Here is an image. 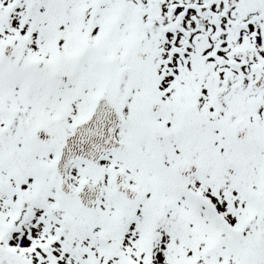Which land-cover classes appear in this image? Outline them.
I'll return each instance as SVG.
<instances>
[{
  "label": "snow or ice",
  "instance_id": "6c2138e0",
  "mask_svg": "<svg viewBox=\"0 0 264 264\" xmlns=\"http://www.w3.org/2000/svg\"><path fill=\"white\" fill-rule=\"evenodd\" d=\"M0 264H264V0H0Z\"/></svg>",
  "mask_w": 264,
  "mask_h": 264
}]
</instances>
